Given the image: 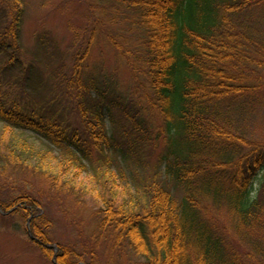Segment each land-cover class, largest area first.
<instances>
[{
  "label": "trees",
  "instance_id": "obj_1",
  "mask_svg": "<svg viewBox=\"0 0 264 264\" xmlns=\"http://www.w3.org/2000/svg\"><path fill=\"white\" fill-rule=\"evenodd\" d=\"M97 3L133 32L107 35L138 102L85 69L89 48L67 63L50 31L27 56L26 4L0 0V174L96 189L103 204L83 249L58 242L55 264H99L109 243L130 264H264V136L248 124L264 120V0ZM16 213L52 258L47 195L0 194L1 216Z\"/></svg>",
  "mask_w": 264,
  "mask_h": 264
},
{
  "label": "rangeland",
  "instance_id": "obj_2",
  "mask_svg": "<svg viewBox=\"0 0 264 264\" xmlns=\"http://www.w3.org/2000/svg\"><path fill=\"white\" fill-rule=\"evenodd\" d=\"M24 2L26 18L22 44L28 51L27 56L36 46V34L41 32L46 34L50 31L56 38L61 53H67V63H72L77 53L83 54L89 48L85 62L86 70H98L101 73L100 79H107L108 84L118 87L135 102L142 99L140 86L132 80L128 66L116 54L107 35L114 33L124 39H132L133 32L127 26L125 15L116 13L105 3L98 4L99 0H24ZM248 124L251 134L255 137L264 136V120H250ZM110 126L109 122L107 126L109 131ZM98 128L105 130V126ZM161 151L160 145L156 152L159 154ZM80 180L86 182L87 176H80ZM33 184L48 197L49 210L54 220L50 231L54 238L52 244L57 246L58 242L73 243L82 250L83 243L91 238V233L97 227L96 213L103 207L96 189L75 197L69 187L57 186L52 189L51 184L47 185L42 177L36 178L31 171L22 173L9 170L5 174H0L1 195L20 185L32 189ZM32 222V217L27 219L22 213L6 218L0 214V264H55L54 260L57 262V252L49 258L31 240L28 229L32 232ZM108 237L107 234L101 237V245ZM101 253L103 258L99 264H130L127 261L129 254L121 251L123 254L120 255L123 256L118 257L111 250L110 243Z\"/></svg>",
  "mask_w": 264,
  "mask_h": 264
}]
</instances>
